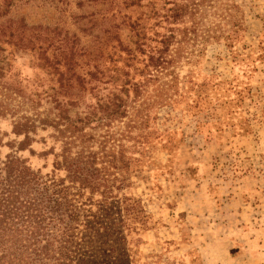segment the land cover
Listing matches in <instances>:
<instances>
[{
    "label": "rangeland",
    "instance_id": "1",
    "mask_svg": "<svg viewBox=\"0 0 264 264\" xmlns=\"http://www.w3.org/2000/svg\"><path fill=\"white\" fill-rule=\"evenodd\" d=\"M225 3L237 7L232 9L236 32L230 23L222 22L220 29L231 40L207 43L191 68L194 74L187 72L189 66L178 72L180 82L214 78L213 85L205 88L207 99L195 110L199 114L189 116L192 111L184 105V113H173L165 120L162 114L155 125L169 135L153 142L145 154L147 162L125 173V187L117 191L121 181L117 123L104 147L98 139L102 127L95 121L86 125V113L95 103L89 86L75 81L97 56L107 25L103 19L115 7H109L106 0H0V26L8 32H0V64L7 70L0 84V103L5 108L0 116V163L7 157L19 159L43 182L53 185L62 201L58 213L70 226L65 236L70 235L68 244L77 249L78 257L86 253L90 239L87 222L92 214H101L97 203L90 202L101 199L86 189V179L102 183L105 173L108 184L115 187L113 195L119 198L115 206L124 196L133 199L140 214L132 226H145L137 234L119 228L123 243L109 238L117 255L127 254L130 264H264V0H218V4ZM126 13L133 18L138 15L137 11ZM9 31L24 36V42L31 38L37 47L54 42L47 55H58L71 88L60 89L58 75L49 66H40L37 51L17 48L16 39L8 38ZM122 35L125 38L127 33ZM59 42L64 43L57 50ZM72 42L77 50L71 69L66 70L69 67L63 60ZM13 82L24 94H15ZM54 91L70 105L66 106L69 118L56 126L53 135L34 118H43L53 107L43 93ZM24 117L38 126L35 135H30L29 147L24 144L20 150L24 136L15 134L14 123ZM123 144L134 152L132 143ZM94 155L93 169L86 162ZM100 168H105L103 174ZM73 170H78L77 179ZM99 240L91 245L98 262V251L104 247Z\"/></svg>",
    "mask_w": 264,
    "mask_h": 264
},
{
    "label": "trees",
    "instance_id": "2",
    "mask_svg": "<svg viewBox=\"0 0 264 264\" xmlns=\"http://www.w3.org/2000/svg\"><path fill=\"white\" fill-rule=\"evenodd\" d=\"M106 3H109V7L114 6L115 10L110 7L103 19L107 24L103 31L104 40L98 48L97 56L88 64L86 74L76 76L75 81L79 84L85 81L89 86L88 92L95 103L90 107L91 111L86 113V125L95 121L98 123L96 126L102 127L104 132L98 139L103 140L100 144L104 147L112 125L115 127L117 123L118 131L115 134L118 135L116 143L120 148L118 170L121 181L116 188L110 186L108 176L103 174L105 168H100L102 183H97L96 179H86V189L101 199H90L91 203H97L100 207L101 214H92V219L86 224L89 225L91 235L86 253L80 258L77 249L68 244L67 238L70 235L65 236L70 226L63 214L58 213L62 201L58 200L53 185L48 181L43 182L24 162L7 157L0 163V264H130L127 254L117 255V249L108 243L109 238L115 237L116 243H123L125 238L118 232L119 228H127L137 234L145 226L143 224L139 229L136 225L132 226L137 223L136 214H140L132 204L135 201L124 196L123 201L115 206L119 198L113 195L112 189L123 190L127 177L125 173L139 167L141 162L146 163L145 154L153 142L169 135L160 133L155 125L162 114L165 120V117L169 118L173 113H184L182 105L192 111L189 116L199 114L195 110L200 109L207 99L203 96L205 88L213 85L211 81L214 78H205L201 83L183 78L185 81L180 82L178 72L184 66H189L187 72L194 74L191 68L203 56L207 43L220 38L231 40L230 34L220 32L222 22L232 24L235 28L233 32L237 29L232 14V9L237 7L234 4H218V0H106ZM126 11H137L138 15L133 18ZM209 17L219 22L215 24ZM4 29L0 26L1 35L8 33ZM124 31L127 33L125 38L122 37ZM8 38L16 39L14 43L17 48L27 46L30 50H36L42 60L40 66H49L53 75H58L56 82L59 88H71L70 82L65 80L64 72L60 70L58 55H47V50L53 48L54 42L50 41L48 46L39 44L37 47L31 38L24 42V36L12 31H9ZM63 43L59 42L56 49L60 50ZM74 44L72 42L68 48L67 60H63L66 67L75 58L77 49ZM58 53L61 54L60 51ZM6 71L0 64V84L7 76ZM10 84L15 94H24L18 83ZM9 88L5 89L9 91ZM43 94L53 107L46 116L35 117L34 120L41 129L50 128L54 135L56 126L69 118L66 106L70 104L60 100L58 92ZM35 102L39 105V100ZM4 112L5 108L0 103L1 117ZM34 120L24 117L14 123L15 134L24 136L20 150L24 149V144L25 148L29 147L30 135L37 132L38 125ZM68 128L66 126L65 130ZM76 129L80 130L77 126ZM90 140L93 141V138L89 137ZM123 141L132 143L134 152L127 151ZM127 152L130 155H125ZM86 164L96 168L95 155ZM71 173L77 179L78 170ZM83 186L81 183L80 187ZM113 233L116 236H112ZM100 238L104 247L98 251V257L101 258L98 262L91 245L100 241Z\"/></svg>",
    "mask_w": 264,
    "mask_h": 264
}]
</instances>
